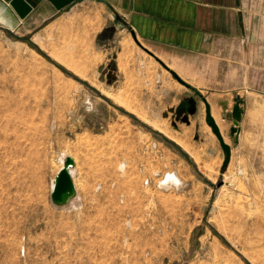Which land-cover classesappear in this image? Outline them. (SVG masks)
<instances>
[{"label": "rangeland", "instance_id": "374dc122", "mask_svg": "<svg viewBox=\"0 0 264 264\" xmlns=\"http://www.w3.org/2000/svg\"><path fill=\"white\" fill-rule=\"evenodd\" d=\"M239 2L245 44L177 77L129 33L104 74L69 21L0 24V264H264V0Z\"/></svg>", "mask_w": 264, "mask_h": 264}, {"label": "crops", "instance_id": "0c3cea01", "mask_svg": "<svg viewBox=\"0 0 264 264\" xmlns=\"http://www.w3.org/2000/svg\"><path fill=\"white\" fill-rule=\"evenodd\" d=\"M5 1L18 17L19 10L31 9L17 28L36 18H61L80 27L91 53L99 55L95 68L104 74L114 63L119 67L121 43L130 42L128 33L152 58L176 72L192 73L208 65L217 50L225 53L231 43L247 41V19L242 18L239 0H75L62 10L50 0Z\"/></svg>", "mask_w": 264, "mask_h": 264}, {"label": "water", "instance_id": "95a60500", "mask_svg": "<svg viewBox=\"0 0 264 264\" xmlns=\"http://www.w3.org/2000/svg\"><path fill=\"white\" fill-rule=\"evenodd\" d=\"M57 9H62L66 7L67 5L71 4L75 0H50ZM31 11L30 8L25 10H19V17L15 14V12L11 8V4L7 3L5 0H0V24L4 26V28L13 31L15 30L20 24L21 19L24 18L29 12ZM120 19V18H118ZM135 38V37H134ZM136 40V39H135ZM136 42L144 48L137 40ZM145 49V48H144ZM149 54L153 56V54L145 49ZM157 60L164 65L167 69L169 67L159 60ZM174 76L177 77V74L169 69ZM186 85L190 86L189 84L185 83ZM190 100L186 99L182 101V104L180 107H183L185 110H188L190 107ZM205 105H206V120L207 122L213 127L214 131L216 132L221 146L225 152V163H228L231 158V147L229 144H227L224 141V138L221 134L220 128L215 120V118L212 115L211 112V106L206 98H203ZM242 114L243 109L241 108L239 103H236L233 107L232 115L234 118V126L231 128V132L235 135L239 134L240 128L239 124L242 120ZM75 165V159L72 156H67L64 162L63 167L58 171L54 178L53 187L51 190V198L54 203L58 205H64L67 204L72 198L76 196V186L73 181L72 173H71V167Z\"/></svg>", "mask_w": 264, "mask_h": 264}, {"label": "bare ground", "instance_id": "6f19581e", "mask_svg": "<svg viewBox=\"0 0 264 264\" xmlns=\"http://www.w3.org/2000/svg\"><path fill=\"white\" fill-rule=\"evenodd\" d=\"M64 162H65V160L64 159H62L61 160V166L59 167V169H58V171L63 167V165H64ZM73 167L74 166H72L70 169H71V173H72V177L74 176V174H75V170H73ZM207 171H208V169H207ZM209 172H212V171H210L209 170ZM165 180V179H164ZM176 179H175V176H173V174H169V176L167 177V179L165 180V184H168V182H170V181H175ZM73 181H74V179H73ZM53 183H54V181L52 182V187H53ZM74 183H75V181H74ZM75 186H76V184H75ZM52 187H51V189H52ZM76 192H77V188H76Z\"/></svg>", "mask_w": 264, "mask_h": 264}, {"label": "built area", "instance_id": "2783aa9c", "mask_svg": "<svg viewBox=\"0 0 264 264\" xmlns=\"http://www.w3.org/2000/svg\"><path fill=\"white\" fill-rule=\"evenodd\" d=\"M168 184H171V185H173V186H175V187H178L181 183H180V181L178 180V181H170V182H168Z\"/></svg>", "mask_w": 264, "mask_h": 264}, {"label": "flooded vegetation", "instance_id": "af4514ba", "mask_svg": "<svg viewBox=\"0 0 264 264\" xmlns=\"http://www.w3.org/2000/svg\"><path fill=\"white\" fill-rule=\"evenodd\" d=\"M192 100H193V99L190 100V104H192ZM189 108H190V107H189Z\"/></svg>", "mask_w": 264, "mask_h": 264}, {"label": "clouds", "instance_id": "9594fccd", "mask_svg": "<svg viewBox=\"0 0 264 264\" xmlns=\"http://www.w3.org/2000/svg\"><path fill=\"white\" fill-rule=\"evenodd\" d=\"M72 207L75 209V205H72Z\"/></svg>", "mask_w": 264, "mask_h": 264}]
</instances>
